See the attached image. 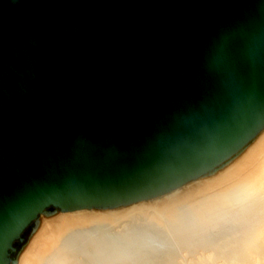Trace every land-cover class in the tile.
I'll return each mask as SVG.
<instances>
[{"label":"water","instance_id":"obj_1","mask_svg":"<svg viewBox=\"0 0 264 264\" xmlns=\"http://www.w3.org/2000/svg\"><path fill=\"white\" fill-rule=\"evenodd\" d=\"M263 75L264 0H0V264L45 209L145 199L236 152L264 107L205 145Z\"/></svg>","mask_w":264,"mask_h":264},{"label":"bare ground","instance_id":"obj_2","mask_svg":"<svg viewBox=\"0 0 264 264\" xmlns=\"http://www.w3.org/2000/svg\"><path fill=\"white\" fill-rule=\"evenodd\" d=\"M262 85L206 149L220 147L264 107ZM263 201L264 127L213 168L162 193L114 207L43 210L8 264H241L230 246L264 249ZM240 217L244 225L255 218L253 231L241 237L222 228Z\"/></svg>","mask_w":264,"mask_h":264},{"label":"rangeland","instance_id":"obj_3","mask_svg":"<svg viewBox=\"0 0 264 264\" xmlns=\"http://www.w3.org/2000/svg\"><path fill=\"white\" fill-rule=\"evenodd\" d=\"M263 204H264V201L262 202ZM198 206H199V204H198ZM258 207V206H257ZM257 207L256 206H253V207H251V210H250V212H249V214H252L253 213V211L255 212V210L257 209ZM261 208H263V211H264V206L262 205L261 206ZM252 212V213H251ZM261 212V211H260ZM238 221H236L235 219L234 220H231L230 222H226L223 226H222V228L223 229H226L225 231L228 233V234H230L231 232L230 231H236L237 233H238V235L239 236H244L246 233H248V232H250L251 230L253 231V229L255 228V223H254V220H255V218H254V220H252L251 222H249L248 224L246 223L245 225L244 224H242L241 222H240V220H241V217H240V219L238 218L237 219ZM231 223V224H230ZM238 223H239V225H238ZM238 226H237V225ZM242 224V225H241ZM231 225V226H230ZM253 226V227H252ZM229 227H231L230 229H229ZM235 227V228H234ZM240 227V228H239ZM233 228V229H232ZM251 228H253V229H251ZM229 231H228V230ZM239 229H241V231H239ZM243 229V230H242ZM240 232V233H239ZM244 232V233H243ZM29 236H30V229H29V227H27L25 230H24V232L21 234V237H22V240L21 241H16V242H14V249H13V251H11V253H10V257H12V258H15L16 256H17V254L20 252V250L22 249V247L26 244V242H27V240H28V238H29ZM231 247V250H229L228 251V254H231V255H229V256H237V257H239V258H242L243 260H241V264H264L263 263V257H264V249L262 250V249H258V250H255L254 251V253H253V251H248L249 250V248H245V247H243V246H239V248L238 247H232V246H230ZM229 247V248H230ZM235 250H234V249ZM238 248V249H237ZM242 249V250H241ZM238 250V251H237ZM241 250V251H240ZM232 251V252H231ZM235 251V252H234ZM247 251V252H246ZM243 252V253H242ZM249 252H252V253H249ZM261 252V253H260ZM235 253H237V254H235ZM242 253V254H241ZM249 253V254H248ZM259 253V254H258ZM263 253V254H262ZM244 255H246V256H244ZM262 255H263V257H262ZM243 256V257H242ZM261 257V258H260ZM256 259V260H255ZM244 260H246V262L244 261ZM263 260V261H262ZM252 261V262H251ZM257 261H258V263H257ZM260 261V262H259Z\"/></svg>","mask_w":264,"mask_h":264}]
</instances>
